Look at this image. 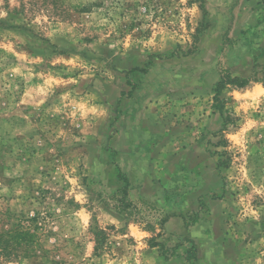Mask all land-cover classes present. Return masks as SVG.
Returning a JSON list of instances; mask_svg holds the SVG:
<instances>
[{
    "label": "rangeland",
    "instance_id": "obj_1",
    "mask_svg": "<svg viewBox=\"0 0 264 264\" xmlns=\"http://www.w3.org/2000/svg\"><path fill=\"white\" fill-rule=\"evenodd\" d=\"M0 264H264V0H0Z\"/></svg>",
    "mask_w": 264,
    "mask_h": 264
},
{
    "label": "crops",
    "instance_id": "obj_2",
    "mask_svg": "<svg viewBox=\"0 0 264 264\" xmlns=\"http://www.w3.org/2000/svg\"><path fill=\"white\" fill-rule=\"evenodd\" d=\"M134 103V102H133ZM140 107L139 119L136 121L138 123L134 127L132 133V138L137 139L138 145L132 149V146L127 145V148H122L124 154V162H122L121 167L124 173L127 174L128 182L133 185H141L139 191L144 192L149 186H154L159 183V179L151 174V169L153 167L157 168V162H160V167L162 168V173L169 169V164L167 160L171 158L167 157L168 143L167 140L170 138L166 131L165 123L162 122L158 116L156 106L150 103L149 106ZM136 110V108H135ZM153 117V118H152ZM164 127V129L162 128ZM138 131H136V129ZM138 133V135L136 134ZM137 135V136H136ZM130 134L127 135L130 139ZM150 138H155V143H149ZM196 148V147H192ZM194 151V150H193ZM157 152V155H154ZM134 158L132 161L135 165L131 166L130 159ZM132 167H135L134 169ZM213 175V169H211ZM171 223V222H170Z\"/></svg>",
    "mask_w": 264,
    "mask_h": 264
},
{
    "label": "trees",
    "instance_id": "obj_3",
    "mask_svg": "<svg viewBox=\"0 0 264 264\" xmlns=\"http://www.w3.org/2000/svg\"><path fill=\"white\" fill-rule=\"evenodd\" d=\"M224 77L225 76H222V79L220 80V82H219V85H218V89H217V92H219L220 91V88L223 86V84L225 83V81H224ZM228 77V79H229V81L231 82V83H235V82H240V81H244V79H242V78H239V77H234V78H232V77H230V76H227ZM245 82V81H244ZM99 249V247L98 246H96V251Z\"/></svg>",
    "mask_w": 264,
    "mask_h": 264
}]
</instances>
